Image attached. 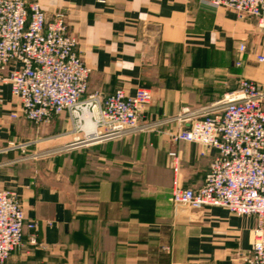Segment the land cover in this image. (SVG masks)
<instances>
[{
	"label": "crops",
	"instance_id": "crops-1",
	"mask_svg": "<svg viewBox=\"0 0 264 264\" xmlns=\"http://www.w3.org/2000/svg\"><path fill=\"white\" fill-rule=\"evenodd\" d=\"M36 1L47 19L65 17L90 69L88 94L107 96L123 89L132 95L138 87L151 91L142 123L153 130L97 148L94 155L107 165L95 190H79L74 201L60 180L47 183L26 162L15 163L11 152L0 155V190L18 194L43 246H29L31 233L25 231L24 247L6 264H242L255 219L223 208L174 206L173 181L182 188L202 186L214 152L172 143L169 134L189 126L177 120L184 109L215 103L240 78L264 90V64L256 61L264 55V32L255 20L209 8L202 0ZM241 44L245 51L237 68ZM2 89L0 147L27 133L25 123L11 122L16 101L6 86ZM50 125L60 128L56 140L61 145L71 142L60 135L68 129L65 116ZM169 152L178 156L176 173Z\"/></svg>",
	"mask_w": 264,
	"mask_h": 264
},
{
	"label": "built area",
	"instance_id": "built-area-1",
	"mask_svg": "<svg viewBox=\"0 0 264 264\" xmlns=\"http://www.w3.org/2000/svg\"><path fill=\"white\" fill-rule=\"evenodd\" d=\"M212 9L225 8L239 19L255 20L264 32V0H202ZM264 44V35H263ZM77 39L68 33L65 17L49 19L36 0H0V106L6 86L16 106L13 121L35 126L49 125L65 116L70 136L66 150L95 147L153 130L143 124V113L152 101L147 88L130 95L123 89L103 96L87 93L90 69L84 63ZM244 45H239L235 67L242 66ZM264 64V55L256 57ZM177 120L189 123L186 129L169 134L170 141L201 146L214 155L202 186L182 188L173 181L170 202L194 210L223 208L238 217L256 222L250 249L242 264H264V90L254 81L240 78L237 87L215 103L195 111L184 109ZM31 144L7 142L0 155L21 154ZM173 172L179 159L169 152ZM37 225L26 221L19 196L0 190V264L27 244L41 249Z\"/></svg>",
	"mask_w": 264,
	"mask_h": 264
},
{
	"label": "rangeland",
	"instance_id": "rangeland-1",
	"mask_svg": "<svg viewBox=\"0 0 264 264\" xmlns=\"http://www.w3.org/2000/svg\"><path fill=\"white\" fill-rule=\"evenodd\" d=\"M19 121L27 125V133L16 135L12 142L31 145L24 154L18 151L11 152V159L15 163L26 162L31 166L29 170L32 174L42 175L47 183H55L56 180H60V187H65L69 191L70 201L78 198L79 190L85 193L95 190L93 184L98 179V174L104 170L107 162L104 161V157L94 154L97 152L96 149L103 147L105 143L98 145L99 147L95 146V148L66 150L64 148L67 144L61 145L60 141L56 140L58 133H61L60 128L52 127L50 124L35 126L24 120H11L16 123ZM81 155L85 160L79 162L77 158ZM86 155L91 156L90 161Z\"/></svg>",
	"mask_w": 264,
	"mask_h": 264
},
{
	"label": "trees",
	"instance_id": "trees-1",
	"mask_svg": "<svg viewBox=\"0 0 264 264\" xmlns=\"http://www.w3.org/2000/svg\"><path fill=\"white\" fill-rule=\"evenodd\" d=\"M86 157H87V155H86ZM87 158H88V157H87ZM77 160H79V162H80V161L82 162V161H84L85 159H84V156L81 155V156H79V157L77 158Z\"/></svg>",
	"mask_w": 264,
	"mask_h": 264
}]
</instances>
